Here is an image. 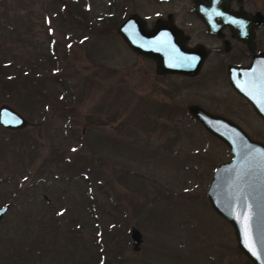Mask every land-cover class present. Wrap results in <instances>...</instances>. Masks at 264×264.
<instances>
[{
	"label": "rangeland",
	"instance_id": "374dc122",
	"mask_svg": "<svg viewBox=\"0 0 264 264\" xmlns=\"http://www.w3.org/2000/svg\"><path fill=\"white\" fill-rule=\"evenodd\" d=\"M189 3L0 0V66L26 70L36 96L31 106L22 90L6 91L1 82L0 105H11L29 125L0 126V207L10 204L0 219V254H6L0 258L10 264L19 262L14 258L27 264H251L206 197L214 168L232 155L187 111L198 104L264 142L262 120L225 75L226 64L248 62V52L213 53L194 77L158 75L154 61L131 51L116 29L132 13L148 27L168 13L183 25ZM240 7L264 14V0H242ZM257 36L264 50V25ZM197 41L214 44L195 31ZM83 167L109 191L110 208L84 206L80 181H70ZM28 183L37 185L32 203L17 193ZM24 216L33 238L16 232ZM70 220L75 224L67 226ZM41 222L50 233L41 234ZM133 228L142 234L138 250ZM15 238L30 245L11 257L7 243Z\"/></svg>",
	"mask_w": 264,
	"mask_h": 264
},
{
	"label": "water",
	"instance_id": "95a60500",
	"mask_svg": "<svg viewBox=\"0 0 264 264\" xmlns=\"http://www.w3.org/2000/svg\"><path fill=\"white\" fill-rule=\"evenodd\" d=\"M229 1L208 0L212 6L207 9L204 0H195L196 11L211 32L218 28L212 14L217 12L215 5ZM219 16L245 42L250 41L255 29L264 25L261 11L249 15L245 11L234 14L222 9ZM116 29L131 51L154 61L158 75L194 77L207 55L202 45L188 47L186 38L170 20L157 19L152 28H147L146 21L132 13ZM227 76L230 87L250 104L264 126V51L252 53L247 65H229ZM187 111L208 133L223 142L232 155L213 170L206 191L211 208L232 227L237 247L251 264H264V142L249 136L230 118L198 104L188 105ZM27 125V119L11 105H0V126L21 130ZM9 207V203L0 207V219ZM130 237L138 250L142 234L133 228Z\"/></svg>",
	"mask_w": 264,
	"mask_h": 264
},
{
	"label": "trees",
	"instance_id": "16d2710c",
	"mask_svg": "<svg viewBox=\"0 0 264 264\" xmlns=\"http://www.w3.org/2000/svg\"><path fill=\"white\" fill-rule=\"evenodd\" d=\"M114 25H115V22L113 21L112 25H110V26L114 27ZM56 57H57V55L55 53H51V58L54 59V62L57 60ZM4 63H8V64H4L3 68H2V66H0V68L2 69V70H0V86H3L1 84V82L3 81V82H5L3 87L5 88L6 91H8V89L10 87H13L16 91H18L17 89L22 90L23 91L22 94L29 97L27 100L29 101V104H31V106H33L32 103H35L36 96L34 93L32 94V92L29 88L30 87L29 85L31 83V78L26 74L27 71L25 70L26 72L24 71L22 73L21 72L18 73L16 71H8L11 64L9 62H4ZM24 66H25V64H24ZM54 83L59 84V78ZM38 103L41 104L42 101L40 100V101H38ZM77 179H78V181H80L82 188L81 189L79 188V184L76 186V188L78 189L77 191H79L80 195L84 194V197L82 199H83L84 206L86 207V209L93 210V209H95V207H97V205L102 207V209H105L106 205H107V207H106L107 209L112 206V201L109 199V196H108L109 191L101 184L100 180H97V181L91 180L90 176L88 175V168L83 167L82 169H80L79 175L78 176L74 175L70 181L76 182ZM66 181H68V179H66ZM20 185L21 186L19 187L18 192H17V193H19L18 197L24 196L26 198H29L30 203H32L35 195L31 196V192L37 188V185L35 183L34 184L28 183L24 186L22 184H20ZM96 189H98V191H96ZM45 190H47V189H45ZM100 195H101V198L99 197ZM44 199H45V197H44ZM44 199L40 198L41 202H43V203L46 202V201H44ZM31 210L32 209H30V211ZM80 210H82V209H80ZM90 212H91V214H93V211H90ZM90 212H89V214H90ZM121 214L122 213H120V215ZM20 219L21 220H20L19 225H18L19 229H17L18 231H16V232H18L19 234L24 233L26 238H28V237L33 238V233H32L33 228H32V223L30 222V220L28 218H26V216H24ZM41 223H42L41 229H40V230H42L41 234L47 233V232L50 233L48 226L45 224L43 225V222H41ZM73 223L75 224V221L70 220L69 223L67 224V226H71V225H73ZM58 229L60 230L61 228L58 227ZM14 235H15V233H14ZM14 235H12V237H14ZM44 235L45 234H43V236ZM26 242L27 243H25V244L24 243L19 244V240L17 238H15V239L11 240V243H7L11 247V253H10V255H12L11 257L18 255L20 251H23V249L24 250L27 249L30 245L29 244L30 242H28V241H26ZM17 249H19V250H17ZM34 249H36V248H34ZM9 250H10L9 247H6V251H9ZM3 255H6V254L4 253L1 256H3ZM20 259L21 258H14V260L21 262V263L16 262V264H27V262H24V260L21 261ZM2 260L5 262H3ZM8 261H9V259H7V258H4V257L0 258V264L1 263L2 264H10ZM27 261H29V259H27Z\"/></svg>",
	"mask_w": 264,
	"mask_h": 264
},
{
	"label": "flooded vegetation",
	"instance_id": "af4514ba",
	"mask_svg": "<svg viewBox=\"0 0 264 264\" xmlns=\"http://www.w3.org/2000/svg\"><path fill=\"white\" fill-rule=\"evenodd\" d=\"M189 1H190V3L188 4V8L185 7L183 9L184 13L182 14L185 17L184 21H188L185 24H183V25H180L179 23L177 24L175 21V15L172 13H168L164 18L158 17V18H156V20L161 19V21H163V22H168L170 20L181 31L182 35L186 38L185 44L188 47H195L197 45H202L205 48L207 55H206V58L203 62V65L201 67L200 72L202 71L205 64L207 63V60L210 58L211 54H213V53L217 54V55H221L223 52L233 54L235 51V53L238 52V53H240V55H242L244 53V50H246L248 52L249 57H250L248 62H246V59H244L241 62L237 61V62H233V63H228L224 67L225 75H226V78L228 81L227 69H228L229 65H242V66L247 65V64H249V62L251 60L252 53H258L260 51H264L260 48L259 42H258L257 32L260 29H255L253 35L250 38V41L245 42L243 40L238 39L236 37L235 33L233 32L232 28L228 24H224L223 19L219 16L222 9H223V11H230L231 13H234V14H238V13H241L242 11H245L249 15L254 14L256 11L249 12V11L243 9L242 7H240L241 2H238L236 0H231V1L226 2L224 4H217L215 6H217V12L218 13L212 12V14L214 15L213 20L215 21L218 28L214 29V31L211 32L210 29L207 27V25L203 22V20L198 15V13L195 9V0H189ZM204 6L208 9L212 6V4L210 2H208V0H204ZM212 14L210 13L211 16H212ZM187 17L191 18V20L186 19ZM155 21L151 27H148L147 23H146L147 28H152L155 24ZM191 21L199 23L200 26H202L203 28L200 27L197 30L196 29L194 30V25L191 24ZM195 31H196V34L199 33V35H201V36L204 34L210 40L209 42L211 44H212V42L214 43V44H212L213 46L210 47L209 45H205V43H202L201 41H197V42L193 43L192 42V36H193ZM217 67H218V69L220 68L222 71L223 65L219 64V66L217 65ZM200 72L198 74H200ZM166 75H170V74H166ZM176 75H178V74H176ZM180 76H183V75H180ZM183 77H188V76H183Z\"/></svg>",
	"mask_w": 264,
	"mask_h": 264
}]
</instances>
